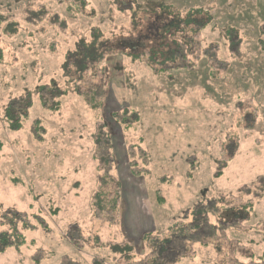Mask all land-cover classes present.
I'll list each match as a JSON object with an SVG mask.
<instances>
[{
	"label": "rangeland",
	"instance_id": "obj_1",
	"mask_svg": "<svg viewBox=\"0 0 264 264\" xmlns=\"http://www.w3.org/2000/svg\"><path fill=\"white\" fill-rule=\"evenodd\" d=\"M86 1L70 11L69 0H0L7 19L0 28V212H21L31 225L25 245L0 253V264H147L149 239L167 236L194 206L217 198L249 217L233 221L216 243L195 244L177 264L264 261V0H164L214 17L198 37L200 56L188 55L195 67L158 73L147 61L110 56L106 74L94 79L105 76L100 109L69 91L53 112L36 91L52 81L64 86L75 44L99 29L125 51L153 17L145 13L149 0H139L143 9L137 0ZM207 47L214 59L203 54ZM90 84L85 79L82 89ZM29 92L36 104L12 130L5 108ZM114 113L131 127L124 130ZM97 137L112 140L109 175L94 159ZM99 192L107 196L98 211ZM117 244L132 250L116 253Z\"/></svg>",
	"mask_w": 264,
	"mask_h": 264
},
{
	"label": "trees",
	"instance_id": "obj_2",
	"mask_svg": "<svg viewBox=\"0 0 264 264\" xmlns=\"http://www.w3.org/2000/svg\"><path fill=\"white\" fill-rule=\"evenodd\" d=\"M137 3V6L143 9V4H139V0ZM86 4V0H82V3L69 0V10L81 11V8ZM147 5V7L144 6L147 10L145 13H150L153 17L135 38L129 36L133 40L127 46L123 45L126 52L119 51L110 43V39L104 38L103 32L99 29L92 30L91 40L82 39L75 44L74 49L67 53L63 66L64 86L52 81L50 86H40L36 91L40 97L41 106L53 112L59 111L62 104L61 98L69 91H73L84 99L87 106L96 110L100 109L103 104L101 95L103 94L105 76L100 83L95 82L94 79L99 72H102L103 75L106 74L107 66L105 67V65L108 58L117 54H126L134 61H147V65L153 67L158 73L194 68L195 62L189 59L188 55L196 51L195 57L200 56L202 47L198 37L202 30L213 21V15L201 6L196 9L189 8L186 13H182L180 9L173 8V5L164 3V0H149ZM43 18V16H39L38 20H43ZM5 22L7 19L1 14L0 28ZM138 24L139 22L133 23L135 30ZM13 32L15 33L14 30ZM216 53L210 47L203 51L205 57L211 56L212 59L217 55ZM85 79L91 83L88 90L82 89ZM46 86L56 89V92L49 90V92L51 91L50 98L45 94ZM28 94L29 98L25 94L11 99L5 108L4 117L12 130L22 128L23 123L29 117L30 109L36 104L33 101V93L29 92ZM25 98L28 100L24 101ZM113 116L124 130L131 127V124L125 123V118L119 119L115 113ZM39 123H37L38 127H40ZM102 131L105 133L106 123L103 124ZM107 133L105 134L107 135ZM94 141V159L98 161L99 170L109 175L114 167V158L111 153L113 150L112 140L108 137L105 144H102L103 139L97 137ZM106 196L105 192H99L96 195L95 206L98 211L105 208ZM210 201H202L194 206L188 214L189 216H185L180 222L170 227L167 236L149 239L152 256L146 263L177 264L186 257L185 253L190 251L195 244L209 246L216 243V240L225 235L224 233L228 229L234 228L233 221L238 218L246 219L250 215L249 210L244 211V209L239 210L234 206H228L219 198ZM110 204L113 209L116 208L114 199L108 202V205ZM109 218L108 215L109 223H115L113 217L110 218V221ZM0 226V253L25 245V232L31 228L27 216H23L16 210H5L0 212ZM131 250L130 245L120 247L117 244L114 246L116 253H129ZM254 264H264V261Z\"/></svg>",
	"mask_w": 264,
	"mask_h": 264
}]
</instances>
